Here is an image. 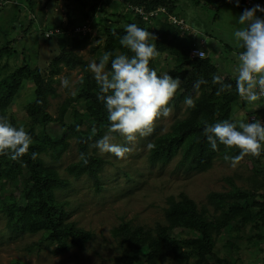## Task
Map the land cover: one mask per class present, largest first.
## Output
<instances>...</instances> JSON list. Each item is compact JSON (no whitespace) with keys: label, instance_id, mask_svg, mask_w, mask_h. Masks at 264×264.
Segmentation results:
<instances>
[{"label":"trees","instance_id":"1","mask_svg":"<svg viewBox=\"0 0 264 264\" xmlns=\"http://www.w3.org/2000/svg\"><path fill=\"white\" fill-rule=\"evenodd\" d=\"M49 1L51 0H46ZM69 1L78 2L82 8L89 6L83 17L94 18L92 28L98 30V34L103 38V54L111 52L113 58L117 52L128 55L132 53L119 43L120 37L125 34L124 26L117 23L109 25L108 19L114 23L120 20L127 24L136 23L146 28L153 34L150 43L155 44L157 50L162 47V51L172 59V66L167 72L173 77H180L181 80V86L170 104L177 106L185 97H193L194 104L186 108L187 117L175 122L169 133L156 137L151 143L149 158L152 163L166 162L180 154L179 165L186 172H204L211 167L214 159H225L227 156L229 159L226 160L231 161V157L239 154L240 149L223 144H218L217 150L213 151L203 133L206 122L232 121V104L241 98L235 89L236 73L232 74L226 68L221 70L215 57L190 59L188 54L196 44V37L180 36V30L169 24L163 14L149 24L143 22L138 15L132 16L131 11L107 13L103 7L96 10L97 5L108 3L110 0H66ZM191 1L214 5L222 0ZM26 2L28 8L33 11V0ZM121 3L124 8L139 7L145 12L159 7L165 8L171 14H175L176 10V0H121ZM242 6L244 7L243 0ZM102 16H106V20L99 19ZM32 21L30 19L29 25ZM71 24L73 21L69 17V25ZM113 32L116 34L113 35ZM53 38L58 40L60 53L50 64L46 78L44 72L37 68L32 69L27 63L21 67H9L8 59H16L18 56L12 46L13 42L7 41L0 48V116L6 117L14 125H20L9 109L24 82H31L34 87L33 98L25 107L29 123L24 124L25 129L32 135L33 142L28 152L20 159L12 160L8 156L0 155V192L6 185L12 186L22 171H26L28 177L23 182L17 208L10 209L1 199L0 207L6 214L10 229L22 233L41 232L42 242L52 245L53 254L60 255L72 249L83 250L93 235L90 231L67 221L66 203L55 200L54 191L66 187L67 183L59 178L55 170L46 167L41 159V154L54 143L47 134L46 127L58 124L65 132L62 140H65V137L76 139L79 160L67 166L68 174L74 177L87 175L96 181L103 162L96 156L94 145L95 141L107 132L109 121L103 103L97 99L99 86L94 75L89 73L88 64L75 52L89 44L91 34L72 40L63 35L51 39ZM110 62L111 58L109 66ZM149 66L155 68L153 59L150 60ZM77 67L83 75L77 82L71 99L61 106L63 116L50 115L48 98L55 95L51 86L53 77L64 68L73 70ZM215 75L221 76L225 83H231L233 87L217 95L219 85L212 82ZM200 78L208 83L195 89L193 85ZM67 111L69 117L68 113L64 116ZM258 113H261L259 109L250 114ZM82 125H85L84 129H81ZM112 136L122 138L118 133H113ZM39 138H43L46 144L43 145ZM33 152L38 154L35 159L32 157ZM82 152L86 154L87 164L80 159ZM261 155H264V152L259 155L249 153L238 160L249 161L254 166L255 173L262 175L261 180L255 181L251 189L232 184V188L227 192L210 193L208 202L213 208L212 215L206 208L199 209L187 196L180 195L178 198L168 197L164 224L143 228L123 222L115 227L112 236L116 239L120 252L117 257L118 264H157L163 259H171L175 264H237L238 258L215 252V244L222 233L238 241L243 239L251 243L256 239L264 243V163L261 162ZM261 190L263 191L260 192ZM183 221L194 225L190 230V238L181 239L175 233ZM247 231L250 232L248 235ZM227 253L230 254V249H227ZM13 264L24 263L15 261Z\"/></svg>","mask_w":264,"mask_h":264},{"label":"rangeland","instance_id":"2","mask_svg":"<svg viewBox=\"0 0 264 264\" xmlns=\"http://www.w3.org/2000/svg\"><path fill=\"white\" fill-rule=\"evenodd\" d=\"M34 9L28 8L26 0H0V48L7 41L13 42L12 46L17 51V58L8 59L10 68L29 64L44 72L45 78L49 75L50 64L60 53L58 40L45 39L44 32L56 28H72L85 20L94 19L83 16L89 6L82 8L76 1L66 0H33ZM259 4H261L259 2ZM104 12L122 11L133 12L122 5L121 0H110L96 6ZM134 8V7H133ZM162 8V7H159ZM165 9V8H164ZM242 0L236 6L235 0H222L214 5L204 2L196 3L191 0H176L175 14L166 12L184 21L190 29L191 37L197 41L204 39L207 55L217 59L218 67L223 71L235 74L237 64L236 54L241 51L234 38L233 31L240 27L236 18L243 12ZM132 16L134 14H131ZM264 17L263 14L257 13ZM69 17L73 24L69 25ZM102 16L101 20H106ZM30 19L33 20L30 24ZM127 23L108 19V24ZM89 44L82 50H76L79 56L89 64L90 61H99L103 55V38L98 30H91ZM180 36H184L181 35ZM153 58L155 69L158 73L167 72L172 66V59L162 51L157 50ZM117 54H121L117 52ZM110 69L107 64L106 70ZM90 74L94 75L90 70ZM230 73V74H231ZM3 74V73H2ZM83 72L79 67L61 72L53 77L51 86L55 95L49 96L48 113L54 117L63 116L61 106L71 99L76 89V84ZM67 77L72 82L71 88L61 86V79ZM34 87L31 82H24L18 96L14 99L9 111L19 124H28L29 119L25 112L26 105L33 98ZM242 97L232 104L231 120L237 124L247 121L253 106H247ZM260 104V103H259ZM172 112L167 118H160L155 122V130L148 137H138L130 144L132 151L122 159L110 153H101L96 148V156L103 164L97 176V183L93 178L82 175L74 177L67 172V166L79 160L77 143L74 137H65L64 130L58 124L46 127L47 134L54 142L52 147L41 154V159L46 167L55 170L59 178L66 181L67 186L54 191L55 200L65 202L67 221L73 222L77 227L90 231L93 235L83 250L72 249L64 254L55 255L53 246L42 242L41 232H18L10 229L7 224L6 214L0 207V264H13L19 261L24 264H118L119 248L112 230L123 222L132 226L153 228L157 224H164V211L167 207L168 197L178 198L185 195L193 200L198 208H206L212 215L213 208L208 202L210 193L227 192L232 184L245 189H251L255 181H260L262 175L256 174L254 166L247 160L228 161L216 158L211 167L204 171L186 172L180 165V154L169 161H150V147L156 137L167 134L177 121L187 117V105L184 101L175 106L170 104ZM256 108V107H253ZM70 112V110H69ZM67 111L64 116L69 117ZM82 114L80 113L79 116ZM85 125L81 126L84 129ZM40 142L45 145L43 138ZM113 142L128 143L124 138ZM59 145H58V144ZM264 143V142H262ZM264 149L261 150V153ZM59 153V154H58ZM264 163V155L260 156ZM28 177L26 171L12 185H6L0 192V199L7 207L17 208V200L23 189V182ZM261 190L260 192H262ZM194 225L183 221L182 226L175 230L181 239L191 237ZM250 233L247 231V234ZM254 242V243H253ZM253 243V244H251ZM251 243L241 239L235 240L222 233L216 240L215 252L222 255H231L238 258L237 264H263L264 243L254 239ZM39 244V245H36ZM230 249V254L227 253ZM157 264H175L171 259L160 260Z\"/></svg>","mask_w":264,"mask_h":264},{"label":"clouds","instance_id":"3","mask_svg":"<svg viewBox=\"0 0 264 264\" xmlns=\"http://www.w3.org/2000/svg\"><path fill=\"white\" fill-rule=\"evenodd\" d=\"M235 2L239 6V0ZM258 12L264 13V5L257 3L245 8L236 18L240 27L233 31V38L242 49L236 54L235 89L246 102L257 108L260 106L258 102L264 98V17L258 16ZM124 31L119 43L132 55L121 53L113 58L111 52H105L98 62L92 60L87 65L99 86L97 99L103 103L109 121L107 132L95 141L94 146L101 153L113 154L118 159L125 158L132 151L129 145L138 137L152 135L158 119L169 117L172 112L170 101L181 86L180 77H173L168 72L158 74L149 66L150 60L158 54L155 44L150 43L152 33L136 23L126 24ZM199 55L202 58L203 52ZM110 58V69L106 70ZM212 82L219 85L217 95L233 87L219 75L213 76ZM207 83L200 78L193 87L199 89ZM61 86L71 88L72 82L64 77ZM184 104L192 106L193 97H185ZM113 133H118L128 143L113 142ZM203 133L213 151L217 150L218 144L240 149L238 155L230 158L233 163L249 153L259 155L264 149V121L260 119L238 124L230 120L206 122ZM32 142V135L23 124L14 125L0 116V155L12 160L20 159ZM148 147H152L151 143ZM37 155L33 152V159ZM80 159L84 164L88 163L83 152Z\"/></svg>","mask_w":264,"mask_h":264},{"label":"built area","instance_id":"4","mask_svg":"<svg viewBox=\"0 0 264 264\" xmlns=\"http://www.w3.org/2000/svg\"><path fill=\"white\" fill-rule=\"evenodd\" d=\"M261 3V5H264V0H243L244 8H251L257 3ZM128 9H132L134 15H138L141 20L145 23L151 24L153 19L163 14L166 17V20L169 24H171L174 27H177L180 30L181 35H187L190 36L191 32L188 27L184 24V21L177 18L176 16L170 15L166 12L164 8H157L155 10L145 12L143 9L139 7H128ZM260 13V12H259ZM263 14L264 13H260ZM93 30L92 28V21L91 20H85L83 23H81L78 26H74L72 28H52L44 32V38L50 39L52 37L57 36H66L69 40L74 39L75 37H83L86 34H89L90 31ZM193 37H195L193 35ZM206 42L204 39H200L199 41L196 40V44L191 48L189 52V58L190 59H203L206 58L207 50H206ZM203 52V57L201 58L199 53ZM260 108L259 110L261 113L258 114H250L248 117L249 122H253L255 119H260L261 121H264V98L259 102ZM247 120V121H248Z\"/></svg>","mask_w":264,"mask_h":264},{"label":"crops","instance_id":"5","mask_svg":"<svg viewBox=\"0 0 264 264\" xmlns=\"http://www.w3.org/2000/svg\"><path fill=\"white\" fill-rule=\"evenodd\" d=\"M258 103H259V102H258ZM249 104H250V103H248L247 106H248ZM259 105H260V104H259ZM250 106H253V107H254L253 104H250ZM253 107H252V109H249L250 112L256 111V110H258V109L260 108V106H259L258 108H257V107H256V108H253Z\"/></svg>","mask_w":264,"mask_h":264}]
</instances>
